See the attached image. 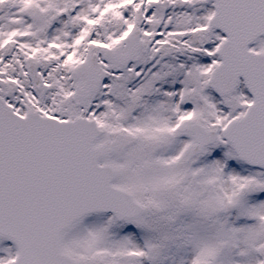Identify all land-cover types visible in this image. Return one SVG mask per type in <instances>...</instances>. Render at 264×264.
<instances>
[{
  "label": "snow or ice",
  "instance_id": "snow-or-ice-1",
  "mask_svg": "<svg viewBox=\"0 0 264 264\" xmlns=\"http://www.w3.org/2000/svg\"><path fill=\"white\" fill-rule=\"evenodd\" d=\"M0 264H264V0H0Z\"/></svg>",
  "mask_w": 264,
  "mask_h": 264
}]
</instances>
